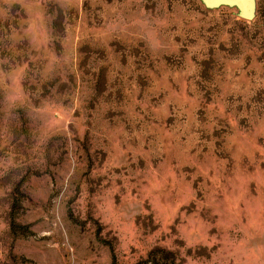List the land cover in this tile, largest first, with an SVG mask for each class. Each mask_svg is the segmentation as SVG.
Segmentation results:
<instances>
[{
    "label": "rangeland",
    "instance_id": "1",
    "mask_svg": "<svg viewBox=\"0 0 264 264\" xmlns=\"http://www.w3.org/2000/svg\"><path fill=\"white\" fill-rule=\"evenodd\" d=\"M0 0V264H264V0Z\"/></svg>",
    "mask_w": 264,
    "mask_h": 264
},
{
    "label": "water",
    "instance_id": "2",
    "mask_svg": "<svg viewBox=\"0 0 264 264\" xmlns=\"http://www.w3.org/2000/svg\"><path fill=\"white\" fill-rule=\"evenodd\" d=\"M205 4L212 8L219 5L233 6L237 10V16L243 20H252L255 13L254 0H203Z\"/></svg>",
    "mask_w": 264,
    "mask_h": 264
}]
</instances>
